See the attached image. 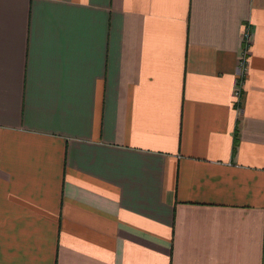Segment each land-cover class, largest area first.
I'll return each mask as SVG.
<instances>
[{
	"label": "crops",
	"instance_id": "crops-1",
	"mask_svg": "<svg viewBox=\"0 0 264 264\" xmlns=\"http://www.w3.org/2000/svg\"><path fill=\"white\" fill-rule=\"evenodd\" d=\"M0 264H264V0H0Z\"/></svg>",
	"mask_w": 264,
	"mask_h": 264
},
{
	"label": "built area",
	"instance_id": "built-area-1",
	"mask_svg": "<svg viewBox=\"0 0 264 264\" xmlns=\"http://www.w3.org/2000/svg\"><path fill=\"white\" fill-rule=\"evenodd\" d=\"M245 35V38L248 37V34H244ZM245 38H244V41H245ZM239 66L241 68V75H240V78L238 79V82H237V85H236V88L234 90V94L236 97L240 98V95L242 93V82H241V78L244 77V72H245V68H246V55H245V51H242L240 56H239Z\"/></svg>",
	"mask_w": 264,
	"mask_h": 264
},
{
	"label": "trees",
	"instance_id": "trees-1",
	"mask_svg": "<svg viewBox=\"0 0 264 264\" xmlns=\"http://www.w3.org/2000/svg\"><path fill=\"white\" fill-rule=\"evenodd\" d=\"M233 150H235V149H233Z\"/></svg>",
	"mask_w": 264,
	"mask_h": 264
}]
</instances>
